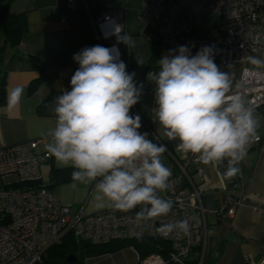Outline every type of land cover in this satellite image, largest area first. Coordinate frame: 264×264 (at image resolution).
Here are the masks:
<instances>
[{
  "label": "clouds",
  "instance_id": "1",
  "mask_svg": "<svg viewBox=\"0 0 264 264\" xmlns=\"http://www.w3.org/2000/svg\"><path fill=\"white\" fill-rule=\"evenodd\" d=\"M120 30L121 25L113 24L117 42L132 47L134 42L121 37ZM192 47L168 50L158 60V72L148 74L155 82V121L169 141H179L178 151L198 154L200 162L213 167L227 160L224 176L230 179L247 147L260 139L259 121L242 95L232 90L230 74L215 63L213 46H203L194 55ZM73 60L79 67L70 90L56 97L47 151L58 167L73 169L74 181L92 185L95 209L126 213L140 206L138 219L167 216L174 202L160 193L170 187L172 173L161 160L168 146L148 139L147 132L139 131L141 116L130 114L140 102L143 84H137L135 72L127 71L115 45L85 47ZM249 62L264 66L256 57ZM22 91L11 92L10 106L18 103ZM188 231L187 220L158 229L165 236Z\"/></svg>",
  "mask_w": 264,
  "mask_h": 264
},
{
  "label": "built area",
  "instance_id": "2",
  "mask_svg": "<svg viewBox=\"0 0 264 264\" xmlns=\"http://www.w3.org/2000/svg\"><path fill=\"white\" fill-rule=\"evenodd\" d=\"M67 3L71 10L86 11L99 45L109 48L115 45L120 59L128 62L126 45L118 43L117 36L112 34L113 24H118L121 37L128 39L121 10L105 8L94 13L92 6H101L102 0H67ZM198 13L217 16L213 28L202 38L195 35ZM138 19L144 21L140 34L149 43L159 45L160 58L180 45L194 44L193 55L203 46H213L215 63L222 71L228 65L239 67L238 84L232 90L242 95L254 112L264 108V66L257 68L249 62V57L264 60V0H144ZM258 135L260 139L247 147V154L251 150L264 154V135ZM39 141L0 145V264H43L49 248L59 244L68 233L94 244L144 237L167 244L160 246V252L142 258L130 247L136 255L135 264H203L207 257L217 255L216 249L208 255L206 252L207 211L197 185V181H204L206 165L200 162L198 154L168 147L161 160L172 175L169 189L160 195L172 199L174 205L167 216L145 221L137 218L140 206L124 213L107 208L73 209L61 203L41 183L40 167L51 154L38 150ZM244 162L245 157L237 165L238 173L230 179L224 176L227 160L214 167L223 192L222 205L212 211L215 216L233 217L250 199L243 179ZM257 206H264V201ZM177 220L189 222L187 233L165 236L158 232L162 224ZM191 257L193 261L188 262ZM245 262L264 264V256L257 262L246 256Z\"/></svg>",
  "mask_w": 264,
  "mask_h": 264
},
{
  "label": "crops",
  "instance_id": "3",
  "mask_svg": "<svg viewBox=\"0 0 264 264\" xmlns=\"http://www.w3.org/2000/svg\"><path fill=\"white\" fill-rule=\"evenodd\" d=\"M4 0H0L3 2ZM144 7V0H102L101 6H92L98 13L105 8L121 10L128 39L134 42L127 47L131 55L133 72L139 74L145 68L150 55L149 42L140 34L144 21L138 19V13ZM9 12L19 16L23 32L19 42L11 45L5 40L0 25V69L3 72L4 102L0 105V145H9L27 140L39 139V151H47L51 143L48 131L55 124V100L65 90H70V80L79 65L73 55L85 47L99 45L92 31L86 11L82 8L71 10L67 0H10ZM129 34V28H136ZM206 32L195 35L202 38ZM136 59L144 64L138 65ZM43 74L41 75V73ZM153 72V71H150ZM148 74L137 80L143 84L140 102L130 110V114L141 116L140 132H147L149 138L173 147L179 141H169L165 130L156 122L154 107L149 104V90L155 85L148 80ZM148 83V84H147ZM15 88H21L18 103L10 106L9 98ZM259 121L258 134L264 135V109L254 112ZM65 181L52 183L50 173L57 166L51 158L40 167L41 183L55 193L60 202L95 211L92 199V185H82L74 181L73 169ZM210 173V174H209ZM210 176H209V175ZM243 179L250 194V199L240 206L233 217L215 216L212 211L206 213V250L216 249L215 259L207 264H244V256L257 262L264 256V206H257L264 201V154L251 150L245 156ZM202 190L201 200L212 204L215 209L223 203L220 180L212 165H206L204 181L198 182ZM213 219L211 226H221L223 237L215 246L208 244V219ZM237 247L234 259L225 255V243ZM208 252V250L206 251Z\"/></svg>",
  "mask_w": 264,
  "mask_h": 264
},
{
  "label": "trees",
  "instance_id": "4",
  "mask_svg": "<svg viewBox=\"0 0 264 264\" xmlns=\"http://www.w3.org/2000/svg\"><path fill=\"white\" fill-rule=\"evenodd\" d=\"M10 0H4L0 2V25L3 28V34L6 41L11 45H16L19 42L20 36L23 32V27L19 20L18 15H14L9 12ZM150 55L148 62L145 68L141 73H136V82L140 84L137 80L143 75H147L150 71L156 72L158 70V60L160 59V47L155 42H150ZM125 51V50H124ZM127 61V58L125 57ZM125 62V61H124ZM127 71L133 72L131 66V55H129V60L126 63ZM43 72L41 73V75ZM4 102V82H3V72L0 69V105ZM148 139L157 143V141L148 137ZM70 169H54L50 173V179L52 183H58L65 181L69 178ZM46 187V186H45ZM132 243L133 245H131ZM124 244H130V247L133 248L140 258L145 255L153 252H160V246H166L167 244L153 237H144V238H132L126 240H115L103 244H94L81 239L76 238L70 233L66 234L63 237V240L49 248L48 252L43 258V264H83V261L87 257H95L105 253H112L114 250L120 249ZM74 257L73 261L68 260V258ZM190 261H193V257L190 258ZM208 263V257L205 259L203 264Z\"/></svg>",
  "mask_w": 264,
  "mask_h": 264
},
{
  "label": "rangeland",
  "instance_id": "5",
  "mask_svg": "<svg viewBox=\"0 0 264 264\" xmlns=\"http://www.w3.org/2000/svg\"><path fill=\"white\" fill-rule=\"evenodd\" d=\"M196 19H197L196 31L198 34H201L213 28V25L217 19V16L214 13H198L196 15ZM136 29L137 27L134 28V30L133 28H129L128 33L132 34L133 32H135ZM238 69L239 67L237 65H228L223 70L230 74L233 88H235L238 84V76H239ZM154 97H155V85L149 90V97L147 98V100L149 101V104L152 105L153 107H155ZM211 203L212 204H208V203L205 204V210L208 212L215 210L212 199H211ZM207 219L209 223L208 232H207L208 244L210 246H215L216 243L222 239L224 233H223L221 226H211V224L213 223V219L210 216H208ZM224 243L225 242H222V244ZM130 244L133 245L132 243ZM130 244H124L123 246L120 247V249L114 250L112 253H105L99 256H95V257H92V256L87 257L83 261V264H135L136 255L131 250ZM224 248H225V255L229 256L233 260L237 253V247H235L234 244L232 243H225ZM210 249L211 248L207 249L208 250L207 255L209 254ZM217 253L218 252L216 250V254ZM214 257L215 256H211L208 258L210 259V261L211 260L213 261L215 259ZM245 257L246 255L244 256V264H246ZM223 261L221 260L219 264H222Z\"/></svg>",
  "mask_w": 264,
  "mask_h": 264
},
{
  "label": "water",
  "instance_id": "6",
  "mask_svg": "<svg viewBox=\"0 0 264 264\" xmlns=\"http://www.w3.org/2000/svg\"><path fill=\"white\" fill-rule=\"evenodd\" d=\"M75 258L74 257H72V258H68V260H71V261H73Z\"/></svg>",
  "mask_w": 264,
  "mask_h": 264
}]
</instances>
